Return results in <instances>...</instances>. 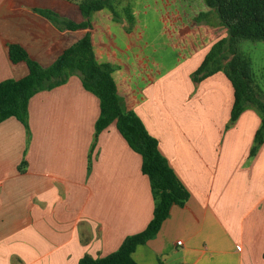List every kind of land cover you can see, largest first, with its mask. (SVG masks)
Masks as SVG:
<instances>
[{
	"label": "crops",
	"instance_id": "1",
	"mask_svg": "<svg viewBox=\"0 0 264 264\" xmlns=\"http://www.w3.org/2000/svg\"><path fill=\"white\" fill-rule=\"evenodd\" d=\"M91 0H0V81L28 72L8 46L47 66L90 34L94 57L113 66L117 92L187 189L157 233L131 253L138 264H264V140L248 104L230 120L223 71L192 72L225 36L205 0H112L90 26L61 29L35 9L80 22ZM98 98L78 75L32 95L24 126L0 121V264H78L118 248L152 217L141 157L114 124L95 136ZM180 240V243L177 241Z\"/></svg>",
	"mask_w": 264,
	"mask_h": 264
},
{
	"label": "trees",
	"instance_id": "2",
	"mask_svg": "<svg viewBox=\"0 0 264 264\" xmlns=\"http://www.w3.org/2000/svg\"><path fill=\"white\" fill-rule=\"evenodd\" d=\"M112 0H91L79 5L84 18L74 22L49 9H35L61 29H81L90 26L92 11L103 7L112 9ZM225 30V36L212 44L197 69L193 81H199L223 71L233 88L230 120L234 121L251 104L260 113V125L254 134V153L264 140V92L253 83L250 63L239 51L242 40H264V0H205ZM11 62L24 61L28 72L20 78L0 81V121L14 117L27 126V105L30 97L43 89L64 83L73 74L78 75L84 89L98 98L99 112L95 121V136L114 124L129 147L141 157V171L148 178L153 198L152 217L139 232L124 237L117 249L105 255H83L78 264H138L131 256L138 244L145 243L159 230L172 205L182 206L189 193L169 167L157 148L156 139L145 129L140 118L125 108L113 78V66L96 61L90 34L86 32L65 48L47 66L31 59L16 44L8 46Z\"/></svg>",
	"mask_w": 264,
	"mask_h": 264
},
{
	"label": "rangeland",
	"instance_id": "3",
	"mask_svg": "<svg viewBox=\"0 0 264 264\" xmlns=\"http://www.w3.org/2000/svg\"><path fill=\"white\" fill-rule=\"evenodd\" d=\"M238 48L250 63L254 85L264 92V40H242Z\"/></svg>",
	"mask_w": 264,
	"mask_h": 264
},
{
	"label": "built area",
	"instance_id": "4",
	"mask_svg": "<svg viewBox=\"0 0 264 264\" xmlns=\"http://www.w3.org/2000/svg\"><path fill=\"white\" fill-rule=\"evenodd\" d=\"M177 243H180V240H178Z\"/></svg>",
	"mask_w": 264,
	"mask_h": 264
}]
</instances>
